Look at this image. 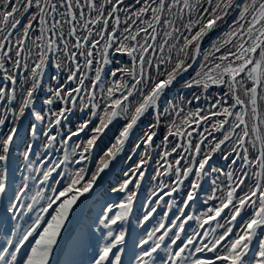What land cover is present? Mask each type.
Returning a JSON list of instances; mask_svg holds the SVG:
<instances>
[{"label":"snow or ice","instance_id":"obj_1","mask_svg":"<svg viewBox=\"0 0 264 264\" xmlns=\"http://www.w3.org/2000/svg\"><path fill=\"white\" fill-rule=\"evenodd\" d=\"M108 3L112 7L106 17L102 8H97L95 0H87L88 7L95 10L97 16L95 19L85 20L80 25L87 32V35L83 37L77 35L76 27L81 20H84L81 0H75V5L72 0H57V2L5 0L0 10V70L7 73L5 79L12 85L17 84V77L5 68L6 60L11 61L14 68L23 67L27 73L20 85L23 95L18 109L12 107V103L16 100V89L12 88L10 92H6L4 87H0V101L6 100V112H11L15 117L10 130L4 136H0V209L7 214L0 216V235L4 238V242L0 243V264H51L52 258L59 250L62 230L65 229L74 206L82 196L97 185L102 174L124 151L126 142L138 121L150 110H154L156 122L148 125V130L143 133L134 149H139L141 142L146 146L153 145L161 119L173 112L177 116L183 112L182 108L177 110L176 104L166 100V95L182 73L191 67L186 63L187 60L195 59L201 53V44L205 38L209 37L210 33L221 24L226 23L227 17L233 11L238 15L233 17L232 23L228 26L229 30L225 34L227 38L222 41H212L215 52H220L221 48L228 44H232L233 48L218 58L219 63H213L202 74L198 73V78L184 85L188 88L193 85L202 86L204 90L212 85L226 86L227 92L224 93V98L216 100L211 105V109L215 110L210 109L205 115H201L202 109L188 113L182 123L191 130L182 131L173 121L168 128V134L157 146L166 147L170 143L169 136L188 138L185 144L176 143L170 151L165 150L160 157L167 164L164 174L174 171L176 178L174 181L176 186H172L169 192H165V196L176 193L179 186L192 177L186 199L182 202L183 206L178 209L179 215L170 221V226L166 227L162 218L157 227L148 231L145 238L137 242L136 248L140 251L133 252V264H156L157 258L161 264H264V135L260 131L264 118L261 116L259 104V101L264 100V0H206L211 7H204L200 0H196V4L191 3L190 0H144L143 5L135 11V17L147 26L133 29L128 26L131 19L129 17L124 21L125 27L122 31L120 30L121 20L116 13L121 10L120 6L124 4V0H108ZM135 3H141V0H135ZM177 6H180L181 19L184 9L191 12L197 7L200 9V18L195 21L189 20L183 25L189 35L181 33L183 42L178 48L179 37L177 43L169 46V53L177 48L174 63L171 55L154 63L153 54L149 51L155 48L154 42L157 39L153 21L155 24H160L165 10L171 12ZM60 7L66 8L67 11L61 13V19L53 16V22L48 27L49 13H57ZM33 8L36 12L24 24V17ZM75 9L80 10L77 12ZM149 12H151V20H142L141 18ZM109 18L114 20L110 31ZM34 22L39 23L40 34L33 42L46 41V43L36 44L39 49L38 62L30 66L28 63L31 56L30 50L28 56H24L23 53L26 51V41L34 29ZM163 22L171 23L166 20ZM135 23L136 20H132V24ZM63 24L69 25L67 37L74 38L73 41L70 42L65 37ZM89 25L101 26L94 32ZM58 28L59 31H57ZM173 31L179 32V29L174 28ZM48 32L52 33L51 37H46ZM141 33L144 34L142 38ZM14 34L16 35L15 49L10 46ZM165 35L171 38L172 32ZM58 41L62 42V48ZM167 44L166 39L159 46L161 53ZM110 49L130 57L132 67H117L111 71L112 77H116L118 73L121 74L120 80L113 81L104 94L103 85L106 81L103 76L106 74L101 65L113 62ZM13 51H15L16 59L12 57ZM53 51H63L65 59L61 61L59 56L55 58L54 66L57 75H54L52 80L58 81L59 72L63 70L66 72V81L64 84L57 83L54 87L49 86L47 89L49 96L44 99L43 104L51 106L61 102L64 106L55 112L51 107L47 109V112L37 111L34 108L35 93L41 89L45 69L51 62L47 53ZM81 57L83 63H81ZM161 64H169L171 67L161 71ZM153 67L156 69L155 77L147 71ZM92 72L94 77L91 78L90 85H86L85 81L90 79L88 74ZM70 82H76V87H67ZM97 87H100L105 102L102 113L97 111L101 108L100 103L96 102ZM117 91L121 93L119 97L115 95ZM82 92L87 93V104L84 103L85 97ZM134 96L136 103L132 109L129 97ZM194 99L199 100V97ZM228 99L232 101L231 104H228ZM78 103L81 112L90 105L89 118L80 123L76 131L70 132L61 143L66 146L72 137H78L86 131H90L91 135L86 141L75 144L72 152L74 156H78V159H70L65 149L64 158L58 162L52 161L51 166L43 171V179L40 181L42 185L47 183L55 173L60 179L53 178L54 183L59 184L64 177H67L66 186L62 189L49 186L52 195L46 197V204L40 208L30 225L22 230L17 224L5 227L10 221L18 219L21 208L26 207L30 213L34 205L39 203L37 197L45 199L40 192H37L30 197L32 203L23 204L22 202L29 198L28 178L24 177L18 185H13L9 179L11 149L16 139H20L21 142L24 139L20 134L17 121L25 116L26 110H30L36 122L43 123L47 119L50 130L53 124L60 125L62 120H67L68 115L73 113ZM164 104L168 106L165 107ZM130 109L132 110L129 115ZM120 116L126 119V123L114 137V142L101 150L102 155L96 162L94 171L89 173L88 168L83 166L75 172L61 169L62 165L71 163L83 165L84 162L89 161L94 149L99 146L98 141L106 134V130L113 121ZM52 117L55 119L53 120ZM214 117L223 118L211 123L210 129L204 128L203 131H197L201 122H208ZM249 118L253 122L251 134H254V139L250 138ZM94 119L98 120V123L94 124ZM4 124L5 119L0 118V126ZM192 124L196 127L193 128ZM173 128L175 131L172 130ZM37 131L38 125L31 123L26 134L35 137ZM194 132L199 137L195 143L191 139ZM215 133H220V136L217 137ZM43 135L47 138L44 145L47 149L49 144L56 141V136L50 135V131H44ZM234 137L235 140H233ZM229 142L232 143L230 149L226 151L225 146ZM77 149H79L78 152ZM185 152L191 155L187 164L182 165ZM173 153H176L178 158L174 164L168 163L167 158ZM32 154L33 144L28 143L21 154L28 168L32 166L30 159ZM146 156H148L147 151L141 154L135 167L124 172L125 179L119 183L118 187L112 188L113 192L127 193V195L126 199L119 204H108L99 218V224L107 229L104 236L106 242L99 248L94 264H123L122 253L125 249L122 246L125 244L126 232L124 230L116 232L113 226L126 222L132 212L136 193L129 190V185L134 183L133 177L138 174L135 187L140 186V181L145 175L143 166L148 163ZM217 156L225 161V165L219 168L212 164L214 157ZM128 159L130 160L131 156ZM225 167L228 171L224 170ZM249 168L257 170L249 172ZM58 169L61 170L58 171ZM212 173L218 175L212 179V193L207 195L203 203L207 205L213 200L218 203L207 207V210L200 215L186 214L185 209L190 207V202L195 200L198 190L202 188L201 181ZM161 174L157 171V175ZM85 176L90 178L85 180ZM221 176L226 177V184L220 180ZM217 192L221 195L217 196ZM159 199L162 200L163 196ZM114 208L119 210L110 215ZM156 211V207L146 211L140 224L148 221ZM164 215L166 217L167 213ZM238 220L239 223H237ZM190 221H196L197 227L189 234L186 225ZM205 226L208 227L205 228ZM200 229L204 231L201 232ZM161 230H163L162 234L157 237L156 234ZM162 247L165 255L159 256L158 250ZM25 248L29 250L18 257ZM204 253H211L212 256L196 255Z\"/></svg>","mask_w":264,"mask_h":264},{"label":"trees","instance_id":"obj_2","mask_svg":"<svg viewBox=\"0 0 264 264\" xmlns=\"http://www.w3.org/2000/svg\"><path fill=\"white\" fill-rule=\"evenodd\" d=\"M102 1H104V0H95V3H96V5H97V8H99V7L101 6ZM4 2H5V0H0V10H2ZM53 2H57V0H53ZM72 2H73V4H74V3H75V0H72ZM190 2L193 3V4H196V0H190ZM200 2L203 4L204 7H211L210 5H208V4L206 3V0H200ZM143 3H144V0L141 1V4H140L139 7H141V6L143 5ZM103 4H105L104 7H105V10H106V12H107V11L109 10L111 4L108 3V0H105V2H104ZM153 6H155V5H153ZM181 6H182V5H181ZM139 7H138V8H139ZM62 8H63V7H60V8H59V11L55 14V18H56V19H61V13H65V12H66V8H63V9H62ZM138 8H137V9H138ZM137 9H136V10H137ZM31 10H32V11H31L32 14L36 12V9H35V8H33V9H31ZM136 10H135V11H136ZM135 11L132 12V13H129L127 10H126V11L124 10V11H121V12L119 11V12H118V16L120 17V20H121V22H122V25H121V27H120V30H121V31H122L123 28L125 27L124 21H125L126 19H128L129 17H130L131 19H133L134 14H135ZM234 12H235V11L231 12V14L234 13ZM32 14H31V15H32ZM231 14L227 17V20L229 19V17L231 16ZM237 15H238V13H237ZM237 15H236V16H237ZM96 16H97V12H96ZM180 17H181L180 6H177V7H174V8L172 9L171 12L165 10V12H164V14H163V16H162V21H161V23H160V24H157L158 27L160 28V31L157 33V41H156V43H155L156 54H155V57H154V63H158L160 59H162V58H166L168 55H171V56H172V59H173V63L175 62V59H176V56H177V48H178L179 45L182 44V42H183V38H182V36H181V33H183V35H189V33L187 32V30L184 28L183 25H184V24H187V23L189 22V20L195 21V20L199 19V18H200V9H199V7H197L196 9L192 10L191 12H190L188 9H184V11H183V13H182V19H181ZM29 18H30V17H29ZM29 18H28V19H29ZM28 19H27V21H28ZM91 19H92V18H91ZM131 19H129V24H130V20H131ZM144 20H151V12H149V13L147 14V16H146V18H145ZM165 20H166V21H170L171 23H170V24L164 23L163 21H165ZM27 21H26V22H27ZM154 23H155V22L153 21V24H154ZM226 23H227V22H226ZM231 23H232V22H231ZM231 23H230V24H231ZM109 24H110L109 28H110V30H111V27H112V24H113V23L110 22ZM129 24H128V26H129ZM230 24H228V26H229ZM66 25H67V24H66ZM221 25H222V24H221ZM141 26L146 27L147 25L144 24V23H141ZM228 26H227V29H226L224 32H221L217 38L212 37V36H211V33H210L209 37H206V38H205V40H204L205 42L208 41L209 39H211V41L202 47V48H203V49H202L203 57H202L200 63L198 64L197 68H195V69L193 70V72L190 74V76L188 77V79L183 80V82L181 83L182 85H184L186 82H191L194 78H198V77H197V74H198V73H201V74H202V73H203L204 71H206L207 68H208L209 66H211L213 63H219L220 61H219L218 58H219L221 55L225 54L229 49H232V48H233L232 44H228V45H226L224 48H223V47L221 48V51H220V53L218 54V57H217V58H214V57L210 56V54H212L211 52L214 50V48L212 47V41H215V40H220V41H222V40L226 39L227 37H226L225 34H226V33L228 32V30H229V27H228ZM65 27H66V26H65ZM174 28H178V29H179V32H175V31H173ZM219 28H220V27H219ZM219 28H217V29H215V30L217 31V30H219ZM133 29H135V28H133ZM195 30H196V29L194 28V31H195ZM63 31H64V33H65V30H63ZM168 32H172V37H171V38H168V37L165 35V33H168ZM4 34H6V32H5ZM38 35H39V32L35 33V35H34V37H33V41H34L35 37L38 36ZM143 36H144V35H142L141 38H142ZM178 37H179V44H177V48L172 49V50H171V53H169V46H170L171 44H173V43H177V38H178ZM166 39L168 40V44L165 45V47H164V51H163V53H161V52H160V49H159V46H160L161 44H163L164 41H165ZM15 40H16V38L14 39V42H15ZM141 42H143V41H141ZM36 44H38V41H35V43L32 42L31 46H30L29 49H28V51L30 50V52H31V56H30V58H29V60H28V63H29L30 66H34V63H35V62H38V58H37L38 48L36 47ZM233 50H234V49H233ZM14 53H15V52L12 53V57H13V58H14ZM181 58H183L182 55H181ZM60 59H61V61L64 60V56H63V54H62L61 52H60ZM191 60H192V58H189V59L187 60L186 63H187V64H190ZM112 61H113V62H112V64H113V69H116L117 67H126L125 64H118V63L116 62L115 59H112ZM170 67H171V65H169V64H161V65H160V70H161V71H164L165 68H170ZM9 72H11V68L9 69ZM149 73H150L153 77H155V76H156V69H155V67L149 69ZM26 74H27V73L25 72V75H26ZM119 80H120V76L117 77V78L115 79L116 82H119ZM111 84H112V83L109 81V82H108V87L111 86ZM194 86H195V89H196L198 92H199V90H200V91L203 90V87H202V86H197V85H194ZM198 89H199V90H198ZM16 91H17V95H16V98H17V106H16V108L18 109V107H19V102H20V100L22 99V95H23V93H22V90H21L20 86L17 88ZM223 91H224V92H227V87H226V86L224 87ZM105 94H106V93H105ZM241 95H242V93H241ZM210 99H211L212 103H211L210 105H207L206 108L203 109V114L208 113V111L211 109V105H212L213 103L216 102L217 99L214 97V92L211 93V95H210ZM231 102H232V101H231L230 99H228V104H231ZM104 103H105L104 100L100 103V105H101V108H100L101 111L103 110ZM135 103H136V98H135L134 101L131 102L132 109H134V107H135ZM259 104H260V113H261V116L263 117V112H264V100L259 101ZM179 108H182V109H183V112L180 113L179 116H177V115L173 112L172 114L163 117V119H162V121H161V125H162V129L164 130V132L168 130L169 126L173 123V121L175 122V124H176L177 126H179V127L181 128V127L184 125V124L182 123L183 118H184L185 116H187L188 113H190V112H195V110H194L193 108H191V106H189V108H186L185 105H182L181 107H177V110H178ZM132 109H130V113H129V115L131 114V110H132ZM211 110L214 111L215 109H211ZM172 130H175V128H173ZM260 131H261V134L264 135V129H263L262 125H260ZM250 137H252V136H250ZM253 139H254V138H253ZM230 146H231V144L229 145V147H227V150L230 149ZM219 195H221L220 192L218 193V196H219Z\"/></svg>","mask_w":264,"mask_h":264},{"label":"rangeland","instance_id":"obj_3","mask_svg":"<svg viewBox=\"0 0 264 264\" xmlns=\"http://www.w3.org/2000/svg\"><path fill=\"white\" fill-rule=\"evenodd\" d=\"M27 114V113H26ZM25 114V116L22 118V119H26V118H28L27 117V115ZM262 118H264V112H263V117ZM29 120H32L31 118H28ZM24 124H26L25 122H24ZM251 125H252V121L249 123V128H250V135L252 136L251 138L253 139V138H255L254 137V134H251ZM262 125V127H263V129H264V124H261ZM246 139H248V138H246ZM11 153L12 154H16V152L13 150V151H11ZM15 156V155H14ZM118 159V158H117ZM90 161H92V157H91V159L89 160V161H86V162H84V164L83 165H85L86 167H88L91 163H90ZM117 161V160H116ZM50 164H51V162H52V159L51 160H49L48 161ZM90 167L91 166H89L88 167V169H90ZM58 171H60L59 169H58ZM106 172V171H105ZM103 176H104V173L102 174V177H101V179H100V181H102L103 179ZM43 178V177H42ZM53 178L55 179L56 178V174L55 173H53ZM53 178H50V180H51V187H53L54 186V179ZM16 181V180H15ZM41 181V180H40ZM40 181H39V185H38V191H37V189H36V191H35V188L33 189V192L31 193V195H30V197L31 196H34V195H36V193L37 192H40L44 197H45V194H44V192L45 191H47V194H48V190H51V188L50 187H45V185L47 186V183H45V184H41L40 183ZM67 182H68V179H67ZM13 183V182H12ZM21 182H19V183H17V185L18 184H20ZM204 184V183H203ZM54 187H56V188H58V185H56V186H54ZM59 189V188H58ZM60 189H62L61 187H60ZM203 189H204V185L202 186V188L200 189L201 190V192L203 191ZM50 194V193H49ZM113 193H109V192H105V193H101V192H98V193H96L91 199H89V201L87 202V205H86V208H85V210L83 211V220H85V218H84V215H85V213H86V211H87V209H88V206H89V204H92L94 201H98L94 206H92L93 207V209L94 210H96L97 208H102L103 210H104V208L109 204V201H106L104 204H100V199H104V200H107V198L109 197V196H111ZM51 195H52V193H51ZM50 195V196H51ZM49 196V195H48ZM48 196H46V197H48ZM29 197V199H28V201L26 202V204H29V203H31L32 202V200H31V198ZM37 200L39 201V203H37V204H35L34 205V207L35 208H38V207H40L39 205H41L42 203H43V201L44 200H46V199H41L40 197H37ZM100 200V201H99ZM111 201L113 202V198H111ZM25 204V205H26ZM55 207V206H54ZM24 209H27L26 207H24ZM51 211V210H50ZM36 212V211H35ZM102 214H103V211H102V213H100L99 214V212L97 213V218L95 219V216H93V215H95V212H92L91 213V217H89V219L87 220V222H94V225H97L98 226V228H99V231L103 228L102 227V225H100L99 224V218L102 216ZM112 214H114L113 212L112 213H110V215H112ZM100 215V216H99ZM35 216H36V214H35ZM48 218H50V217H48ZM86 221V220H85ZM31 223H32V220L30 221ZM134 222H136V219L134 220ZM30 223V224H31ZM29 224V225H30ZM102 227V228H101ZM78 229L79 230H82V228L81 227H78ZM120 230H124L125 231V227L123 226V225H120V227L119 226H117V228L114 230V231H116V232H118V231H120ZM136 231V230H135ZM106 232H107V230H106ZM137 236H138V234H137V232H136V238H137ZM81 238H80V240L78 239L77 240V243H76V246H82L81 245ZM151 243V242H150ZM103 246V245H102ZM101 246V247H102ZM29 250V249H28ZM27 250V251H28ZM134 251H135V247H134ZM133 251V252H134ZM140 251V250H139ZM139 251H137V253L139 252ZM98 253H99V250H98ZM198 255H201V254H198ZM98 256V254H96V256H94L93 258H92V260H94L96 257ZM71 256L70 255H68L67 256V258H70ZM85 260H87L86 258H85ZM65 263H66V260H65ZM87 264H91V262L89 263V262H87ZM128 264H133V254L130 256V258H129V260H128Z\"/></svg>","mask_w":264,"mask_h":264},{"label":"bare ground","instance_id":"obj_4","mask_svg":"<svg viewBox=\"0 0 264 264\" xmlns=\"http://www.w3.org/2000/svg\"><path fill=\"white\" fill-rule=\"evenodd\" d=\"M10 159L13 160V158H11V157H10ZM92 190H91V192H92ZM84 197H86V194L84 196H82L80 198V200L77 202V204L74 206V210L70 214L69 220L66 222L65 229L62 230L61 239L59 241V249H61L62 246L65 245L68 242L70 237L76 236V239L80 240V234L77 232L76 227L81 223V211H82L83 206H81L80 203L84 199ZM84 202H85V200H83L81 204L83 205ZM129 224L132 225L131 222ZM133 237H134V228L132 227L130 231L129 230L126 231L125 241H127L128 239L131 240V239H133ZM58 251L59 250L56 251L54 257L52 258L51 264H56V259H57L56 257H57ZM80 254L84 255V249H81V253ZM122 259H123V256H122ZM57 264H63V263L59 262Z\"/></svg>","mask_w":264,"mask_h":264}]
</instances>
